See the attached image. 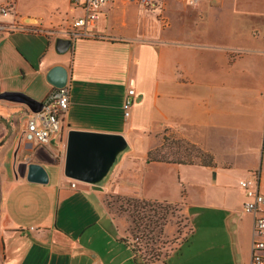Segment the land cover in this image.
Here are the masks:
<instances>
[{
  "label": "crops",
  "instance_id": "1",
  "mask_svg": "<svg viewBox=\"0 0 264 264\" xmlns=\"http://www.w3.org/2000/svg\"><path fill=\"white\" fill-rule=\"evenodd\" d=\"M152 1L154 9L111 0L86 26L89 37L63 53L61 30L84 15L70 0H17L13 16L1 19L38 32H0V93L22 91L45 104L55 89L47 74L61 66L70 105L44 157L33 159L37 142L25 133L34 114L0 101V264L90 254V264H130L131 257L140 264L105 204L109 197L181 209L189 242L164 264H251L254 217L243 211L240 182L259 178L264 196V0ZM31 36L42 38L33 44ZM130 89L134 104L126 119ZM36 123L44 124L40 117ZM167 129L199 146L207 165L149 162L154 140ZM72 132L126 138L130 150L104 186L65 176ZM55 209L62 226L51 233H44L49 224L27 222L37 216L48 223ZM97 225L104 250L88 252L81 239L94 241Z\"/></svg>",
  "mask_w": 264,
  "mask_h": 264
},
{
  "label": "built area",
  "instance_id": "2",
  "mask_svg": "<svg viewBox=\"0 0 264 264\" xmlns=\"http://www.w3.org/2000/svg\"><path fill=\"white\" fill-rule=\"evenodd\" d=\"M111 0H70L71 5L75 9L81 10L84 15L80 18L72 19L67 22V26L60 32L65 39L72 41L89 37L86 30L87 25H93L100 17V9ZM136 2L144 7L155 8V3L152 0H127ZM181 2L184 0H176ZM220 2L221 0H214ZM17 0H3L0 3V32H13L16 30L38 32L37 29L29 28L28 26L17 22L3 23L1 19H7L13 16ZM194 3V1H191ZM25 27V28H24ZM134 89H130L127 93L123 104V112L126 119L131 116L132 107L134 104ZM70 105V87L69 83L59 89H54V92L45 103V108L41 113L34 114L26 127V140L28 142H37L34 151L33 159L43 158L45 145L49 143L51 137L59 132L60 120L68 111ZM40 117L44 124L38 127L36 119ZM259 178H252L240 182V186L245 190L246 201L243 205V211L254 217V235L252 243V262L251 264H264V196L257 189ZM71 189L76 190L77 184L73 182ZM137 237H132L130 243L137 246Z\"/></svg>",
  "mask_w": 264,
  "mask_h": 264
},
{
  "label": "water",
  "instance_id": "3",
  "mask_svg": "<svg viewBox=\"0 0 264 264\" xmlns=\"http://www.w3.org/2000/svg\"><path fill=\"white\" fill-rule=\"evenodd\" d=\"M71 39H58L60 53L72 48ZM47 81L59 89L69 83L67 69L52 68ZM0 101L23 105L30 114L41 113L45 104L22 92H2ZM130 146L123 135L72 132L66 153L65 176L68 179L102 187L110 179Z\"/></svg>",
  "mask_w": 264,
  "mask_h": 264
},
{
  "label": "rangeland",
  "instance_id": "4",
  "mask_svg": "<svg viewBox=\"0 0 264 264\" xmlns=\"http://www.w3.org/2000/svg\"><path fill=\"white\" fill-rule=\"evenodd\" d=\"M140 6L143 8H146L143 5H140ZM147 9H153V8L147 7ZM27 38H32L31 42L33 44H36V43H38V41H40L39 38H42V36H31V37H27ZM44 41H45V39H44ZM45 50H46V41H45ZM29 74L30 73L28 71L27 75H26L28 79L30 78ZM20 76L22 77V75H20ZM23 84H27V81L24 82ZM23 84L18 83L16 85L21 86ZM17 92H22V91H17ZM1 112H2V109L0 107V114H1ZM159 136L160 135L158 134L157 135V141L159 139L158 138ZM156 143L158 144V142H156ZM108 204H109L110 211L113 214L115 220L118 221L121 228H123L125 230L127 238L129 240L133 236L134 237L138 236V235L143 236L145 239L146 245H147V243H148V245H150L149 246L150 249H148L149 251L151 250V247H153L157 254H162V256H160V258H159V262L154 263V264H164L166 262V258L163 257L164 256L163 254L166 252L171 253V250H173L174 248L177 247V243H179L184 238L185 233L189 232V225L187 224V220L185 219V216L183 215V213L179 207H175V208L171 207L168 214L165 216V219H163V220L159 219L158 216H155L154 218L158 219V221L160 222V224H158V227L155 226V224L152 225L151 223H147V225H150V226H148V228L147 227L143 228L142 226H139V224H137L135 226V223L133 222L134 219L132 217H130V215H131L130 211L133 210L131 205H128V204L122 203V202L119 203L118 200H116V198H113L111 200L109 199ZM153 209L155 211H158L156 213H159L160 211L162 212L164 210H168L167 206H163L162 210H157L156 208H153ZM29 217H31V218H29ZM57 218H58L57 217V210L55 209L50 214V217H49L50 221H48V223L44 222L42 220V217H37V216H34V217L33 216H27V219H28L27 222L32 223V225H34V224H49L50 230L45 231L44 233H51L52 230L58 229L59 225L62 226V221L58 225V223H57L58 219ZM74 218H75L74 214H70L69 216H67V218H66L67 223L72 224V221L74 220ZM154 218H152V219H154ZM161 218H163V217H161ZM144 225H146V224H144ZM29 228H31V227H29ZM91 231L97 233V238L91 242L89 240H87V238H85V239L82 238L81 242L84 243V245L81 248H83L84 250H88V252L92 251L93 253L99 252V251L102 252V250H104V247H103L104 233H103L102 227L100 225H97L95 228H92ZM37 248L41 249V247L39 245ZM3 250H4V243L0 239V254L3 252ZM90 255H85V256L83 255L82 257L77 256L74 258L73 257L71 258L70 256H61L58 259L56 256L53 264H87L86 262L84 263V259L88 262V264H90V262L92 260V257ZM139 259H138L139 263L142 264L143 260L141 258H139ZM144 259L146 260V262L148 264L151 263L149 256H148V253H146V256H144ZM134 262H135L134 259H132V257H131L130 264H135Z\"/></svg>",
  "mask_w": 264,
  "mask_h": 264
},
{
  "label": "trees",
  "instance_id": "5",
  "mask_svg": "<svg viewBox=\"0 0 264 264\" xmlns=\"http://www.w3.org/2000/svg\"><path fill=\"white\" fill-rule=\"evenodd\" d=\"M159 135L160 136L158 137V141L157 138L154 140L153 146L148 153L149 162L185 165H195L196 163L200 162L201 164L207 165V155L201 150V148L192 143L187 138L182 137L178 132L167 129L164 130L161 134L159 133ZM156 142H158V144ZM1 146L2 143H0V148ZM109 199L111 200L113 199V197L105 199V204L110 214L114 218L109 208ZM116 200H118L119 203L122 202L132 206L133 210L130 211V217L134 219L133 222L135 223V226L139 224V226H142L143 228H148V226H150L147 225V223H151L152 225L155 224V226L158 227V224H160V222L154 217L158 216L159 219L163 220L165 219V216L168 214L171 207H177L175 205H169L166 203H146L135 199L116 198ZM163 206H167L168 210L156 213L158 211H155L153 209L156 208L157 210H162ZM190 234L191 231L189 227V232L185 233L184 238L179 243H177V247L171 250V253H164L163 257L167 259L172 254L180 253L182 247L188 244ZM135 237L139 239L136 244L137 246H134L132 243H130L129 239L124 241L131 249L133 254L140 257L145 262L146 260L144 259V256H146V253H148L151 262L150 264L158 263L159 258L160 256H162V254H157L153 247H151V250L149 251L148 249H150V245H148V243L146 245L143 236L138 235Z\"/></svg>",
  "mask_w": 264,
  "mask_h": 264
}]
</instances>
